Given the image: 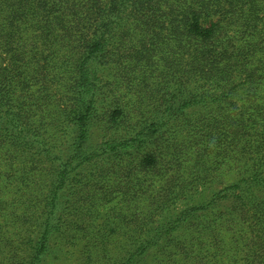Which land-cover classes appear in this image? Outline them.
<instances>
[{
	"label": "trees",
	"instance_id": "1",
	"mask_svg": "<svg viewBox=\"0 0 264 264\" xmlns=\"http://www.w3.org/2000/svg\"><path fill=\"white\" fill-rule=\"evenodd\" d=\"M148 114L133 134L118 132ZM58 127L70 139L64 159L43 138ZM94 129L103 137L92 147ZM248 153L264 158V0H0V264H39L92 228L100 209L142 214L147 225L154 206L196 190L200 174L240 171ZM70 179L78 184L58 204ZM263 188L251 169L154 235L192 225L210 235L217 227L201 216L229 201L220 228L240 213L231 243L216 234L201 245L191 233L168 239L171 256L264 264ZM152 236L116 264L143 258Z\"/></svg>",
	"mask_w": 264,
	"mask_h": 264
},
{
	"label": "rangeland",
	"instance_id": "2",
	"mask_svg": "<svg viewBox=\"0 0 264 264\" xmlns=\"http://www.w3.org/2000/svg\"><path fill=\"white\" fill-rule=\"evenodd\" d=\"M107 72H100V76L106 75ZM68 100L64 99L63 102L67 103ZM242 101L236 103V107L241 104ZM102 103H97L98 109H101ZM233 108V107H231ZM199 111V107L189 109L188 113L193 115ZM142 115V114H141ZM139 115L135 117V120H127L125 126L120 128L118 132H122V136L131 135L134 133L135 128H137L136 120L143 121L144 119H150L151 114ZM129 122H131L129 124ZM63 130L62 127H58L56 132L54 131V136L51 134L44 135L45 139V148H49L50 151L57 155L59 159H64L66 157V149L70 139H67L60 133ZM58 136L60 138L58 139ZM167 135L164 136V138ZM103 133L98 129H94L91 135V146L94 147L101 142ZM29 136H27V139ZM33 153V150H31ZM134 157V156H133ZM186 160V159H185ZM127 161V160H126ZM187 162L182 163V165H187ZM126 163H123L125 166ZM237 164L240 165V171L236 168L225 170L221 169L215 174H210L207 178L200 174L199 186L196 190L191 191L189 187L185 188V194L180 198L171 199V195L168 197L169 200L167 203V208L162 211L155 210V206L151 210L154 212L150 216V222L147 225H144L140 217L144 216L139 214V218H130V217H117L116 213L112 212V209H100L101 214L94 221L93 227L87 231L76 234V238L72 240H63L57 245H53V248L48 254L44 253L41 255V261L39 264H116L120 261L121 258L125 257L128 252L131 251V248L134 244L140 239L144 240L147 237L145 235L152 234L153 239L150 248L145 252L143 258L136 259L132 261L131 264H176V262H183V255L178 253L175 258L171 256V243L167 246L168 239L173 238H187L191 239L189 236L191 233L199 236L201 245L209 243L213 239V235H221L222 243L229 244L231 243V236L239 228L237 222L240 217L238 211H233V215L227 216V219L233 221L231 228L224 226L220 228L221 217L223 214H227L226 207L230 206L229 201L220 203H213L214 206H211L205 209L204 215L201 216L204 221H210L213 227L217 229L213 230L210 235L208 232H199L201 229L196 226H189L187 230L183 228L178 231L172 232L171 237L158 236L154 235L155 231L164 228L167 223L174 221L175 214L180 210L187 208L196 204H206L210 199L220 191L224 186L235 184L238 180L247 177L251 169L258 168V171L264 176V158H260V155H253L251 153L246 154L243 159H238ZM76 170L74 171L77 172ZM170 175V173H168ZM172 175V172H171ZM214 175V176H213ZM197 174L191 177L193 180ZM80 179V177H77ZM78 183L73 182L72 179L66 180L64 186L60 191V197L58 199V204H63L65 200L70 196V189L72 186L77 185ZM260 189V188H259ZM259 197L264 196V188L262 191L257 193ZM141 204H147L150 200H140ZM138 202V203H139ZM116 203V202H114ZM113 204L107 205L106 207H112ZM121 203L116 205V211L122 207ZM115 208V207H114ZM138 212V211H137ZM198 220L196 218L189 219V223H196ZM215 223V224H213ZM104 225V226H103ZM193 252H198L197 248H193Z\"/></svg>",
	"mask_w": 264,
	"mask_h": 264
}]
</instances>
